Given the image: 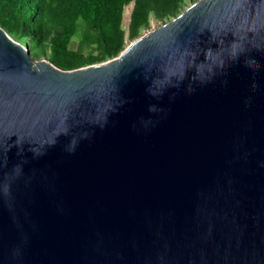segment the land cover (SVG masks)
Listing matches in <instances>:
<instances>
[{
    "label": "water",
    "instance_id": "water-1",
    "mask_svg": "<svg viewBox=\"0 0 264 264\" xmlns=\"http://www.w3.org/2000/svg\"><path fill=\"white\" fill-rule=\"evenodd\" d=\"M0 264H264V0L72 70L0 28Z\"/></svg>",
    "mask_w": 264,
    "mask_h": 264
},
{
    "label": "trees",
    "instance_id": "trees-1",
    "mask_svg": "<svg viewBox=\"0 0 264 264\" xmlns=\"http://www.w3.org/2000/svg\"><path fill=\"white\" fill-rule=\"evenodd\" d=\"M195 0H0V28L33 59L62 70L117 56L151 18L168 21ZM131 4L127 28L123 10Z\"/></svg>",
    "mask_w": 264,
    "mask_h": 264
},
{
    "label": "rangeland",
    "instance_id": "rangeland-1",
    "mask_svg": "<svg viewBox=\"0 0 264 264\" xmlns=\"http://www.w3.org/2000/svg\"><path fill=\"white\" fill-rule=\"evenodd\" d=\"M189 4H187L186 5V7L188 6ZM185 7V8H186ZM130 8H131V4H129V5H126L125 7H124V10H123V18H122V27L123 28H127V24H128V18H129V12H130ZM151 23H150V27L149 28H147V29H145V30H143V32H142V34L143 33H146L147 31H149V30H151V29H154V28H156L157 26H159L160 24H162L163 23V21H156L155 19H153V18H151V21H150ZM10 37V36H9ZM11 38V37H10ZM13 41H15V42H17L16 40H14L13 38H11ZM130 43V42H129ZM129 43H127L126 44V46L129 44ZM125 46V47H126ZM45 59V58H44Z\"/></svg>",
    "mask_w": 264,
    "mask_h": 264
}]
</instances>
